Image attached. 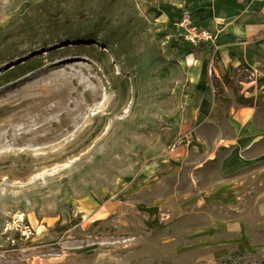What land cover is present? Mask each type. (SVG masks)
Instances as JSON below:
<instances>
[{"label": "rangeland", "instance_id": "1", "mask_svg": "<svg viewBox=\"0 0 264 264\" xmlns=\"http://www.w3.org/2000/svg\"><path fill=\"white\" fill-rule=\"evenodd\" d=\"M147 7L0 0V264H264V134L246 161L170 125ZM210 67L264 127V73Z\"/></svg>", "mask_w": 264, "mask_h": 264}, {"label": "crops", "instance_id": "2", "mask_svg": "<svg viewBox=\"0 0 264 264\" xmlns=\"http://www.w3.org/2000/svg\"><path fill=\"white\" fill-rule=\"evenodd\" d=\"M147 9L152 36L160 42L165 70L181 108L168 116L170 125L181 133L191 120L193 125L208 122L211 130L221 132L224 123L230 134L216 138L209 132V136L197 139V144L208 143L213 151L218 147L235 149L243 152L240 156L246 160L250 141L264 134V127L255 126L247 109L228 108L225 98L214 94L208 80L210 66L217 74L232 68L264 73V0H149ZM184 9L199 26L214 33L218 47L200 46L202 53L192 54L174 27ZM238 100L243 103L242 98H235ZM181 121L186 124L181 125Z\"/></svg>", "mask_w": 264, "mask_h": 264}, {"label": "built area", "instance_id": "3", "mask_svg": "<svg viewBox=\"0 0 264 264\" xmlns=\"http://www.w3.org/2000/svg\"><path fill=\"white\" fill-rule=\"evenodd\" d=\"M175 29L179 32L185 45L188 47L211 46L213 49L218 47L216 37L210 30L199 26L194 20L192 15L184 10L179 12V15L174 22ZM179 146H172L171 152L179 154Z\"/></svg>", "mask_w": 264, "mask_h": 264}, {"label": "trees", "instance_id": "4", "mask_svg": "<svg viewBox=\"0 0 264 264\" xmlns=\"http://www.w3.org/2000/svg\"><path fill=\"white\" fill-rule=\"evenodd\" d=\"M239 101V103H241V101L240 100H238Z\"/></svg>", "mask_w": 264, "mask_h": 264}]
</instances>
